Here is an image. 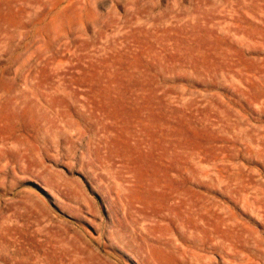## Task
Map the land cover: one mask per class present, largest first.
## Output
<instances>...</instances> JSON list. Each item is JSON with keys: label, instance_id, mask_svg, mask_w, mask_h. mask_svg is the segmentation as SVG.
I'll return each mask as SVG.
<instances>
[{"label": "rangeland", "instance_id": "rangeland-1", "mask_svg": "<svg viewBox=\"0 0 264 264\" xmlns=\"http://www.w3.org/2000/svg\"><path fill=\"white\" fill-rule=\"evenodd\" d=\"M0 264H264V0H0Z\"/></svg>", "mask_w": 264, "mask_h": 264}]
</instances>
